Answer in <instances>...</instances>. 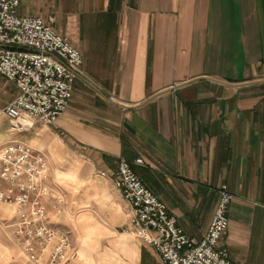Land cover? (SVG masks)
<instances>
[{"label":"crops","instance_id":"1","mask_svg":"<svg viewBox=\"0 0 264 264\" xmlns=\"http://www.w3.org/2000/svg\"><path fill=\"white\" fill-rule=\"evenodd\" d=\"M15 12L81 56L65 108L25 130L2 110L16 87L0 75V144L43 156L39 200L75 250L65 264H161L130 231L113 183L120 157L189 237L206 230L224 184L219 243L232 264H264V0H18ZM13 216L0 200V264H42L46 251L20 250Z\"/></svg>","mask_w":264,"mask_h":264},{"label":"built area","instance_id":"2","mask_svg":"<svg viewBox=\"0 0 264 264\" xmlns=\"http://www.w3.org/2000/svg\"><path fill=\"white\" fill-rule=\"evenodd\" d=\"M17 3L0 0V75L16 87L2 110L13 130H25L34 121L51 123L65 108L81 56L39 16L17 14ZM43 172V156L29 145L13 139L0 144V181L5 182L0 200L14 204L12 231L21 251L33 260L46 251L42 264H65L75 250L64 232L45 223L39 200L46 191ZM113 183L128 205L130 231L155 248L161 264H232L228 248L219 243L231 198L224 184L206 230L193 238L124 158L117 160Z\"/></svg>","mask_w":264,"mask_h":264},{"label":"rangeland","instance_id":"3","mask_svg":"<svg viewBox=\"0 0 264 264\" xmlns=\"http://www.w3.org/2000/svg\"><path fill=\"white\" fill-rule=\"evenodd\" d=\"M13 204V203H12ZM13 207H14V204H13ZM14 216H15V210H14ZM14 216H13V220H14ZM13 222V221H12ZM11 231H12V223H11ZM12 234L14 235V237L17 239V237L15 236V234L13 233V231H12ZM17 242H18V244H19V239H17ZM19 248H20V246H19ZM21 250V249H20Z\"/></svg>","mask_w":264,"mask_h":264}]
</instances>
